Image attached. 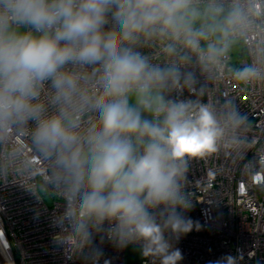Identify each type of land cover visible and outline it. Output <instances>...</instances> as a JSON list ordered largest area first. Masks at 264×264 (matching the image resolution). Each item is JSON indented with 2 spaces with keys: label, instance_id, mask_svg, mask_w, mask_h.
I'll list each match as a JSON object with an SVG mask.
<instances>
[{
  "label": "clouds",
  "instance_id": "1",
  "mask_svg": "<svg viewBox=\"0 0 264 264\" xmlns=\"http://www.w3.org/2000/svg\"><path fill=\"white\" fill-rule=\"evenodd\" d=\"M257 28L256 0H0V128L34 124L33 146L63 186L56 223L76 240L74 257L101 264L103 234L150 264H181L175 242L200 228L185 215L188 161L215 153L244 117L230 101L217 111L168 97L191 87L190 64L216 69Z\"/></svg>",
  "mask_w": 264,
  "mask_h": 264
},
{
  "label": "built area",
  "instance_id": "2",
  "mask_svg": "<svg viewBox=\"0 0 264 264\" xmlns=\"http://www.w3.org/2000/svg\"><path fill=\"white\" fill-rule=\"evenodd\" d=\"M260 41L264 29L249 30L216 69H201L194 61L187 68L195 77L191 87L169 94L175 101H198L217 111L230 101V107L244 117L238 126L226 128L215 153L188 161L194 207L185 215L198 221L200 228L175 242L184 256L181 264H208L225 254H238L240 264H264V44ZM243 67L257 69V77L237 80L233 71ZM33 127L29 123L0 128V264H86L74 257L76 240L67 226L61 229L56 223L64 213L65 194L53 162L33 146ZM54 237L66 240V245H55ZM94 245L103 250L101 264L103 260L150 264L141 253L138 262L128 263L126 248L113 247L103 234L96 236Z\"/></svg>",
  "mask_w": 264,
  "mask_h": 264
},
{
  "label": "rangeland",
  "instance_id": "3",
  "mask_svg": "<svg viewBox=\"0 0 264 264\" xmlns=\"http://www.w3.org/2000/svg\"><path fill=\"white\" fill-rule=\"evenodd\" d=\"M140 260V251L137 245H129L126 248V261L136 263Z\"/></svg>",
  "mask_w": 264,
  "mask_h": 264
},
{
  "label": "trees",
  "instance_id": "4",
  "mask_svg": "<svg viewBox=\"0 0 264 264\" xmlns=\"http://www.w3.org/2000/svg\"><path fill=\"white\" fill-rule=\"evenodd\" d=\"M243 53H244V48L241 49V53L240 54L242 55Z\"/></svg>",
  "mask_w": 264,
  "mask_h": 264
}]
</instances>
